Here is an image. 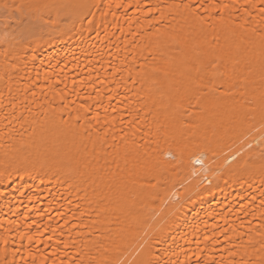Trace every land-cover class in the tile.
I'll return each instance as SVG.
<instances>
[{
    "label": "bare ground",
    "instance_id": "1",
    "mask_svg": "<svg viewBox=\"0 0 264 264\" xmlns=\"http://www.w3.org/2000/svg\"><path fill=\"white\" fill-rule=\"evenodd\" d=\"M0 264H264V0H0Z\"/></svg>",
    "mask_w": 264,
    "mask_h": 264
}]
</instances>
